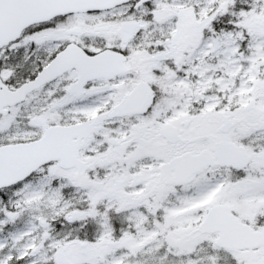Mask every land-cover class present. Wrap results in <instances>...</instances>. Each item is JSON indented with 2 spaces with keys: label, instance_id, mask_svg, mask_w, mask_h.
Here are the masks:
<instances>
[{
  "label": "snow or ice",
  "instance_id": "1",
  "mask_svg": "<svg viewBox=\"0 0 264 264\" xmlns=\"http://www.w3.org/2000/svg\"><path fill=\"white\" fill-rule=\"evenodd\" d=\"M0 264H264V0H0Z\"/></svg>",
  "mask_w": 264,
  "mask_h": 264
}]
</instances>
